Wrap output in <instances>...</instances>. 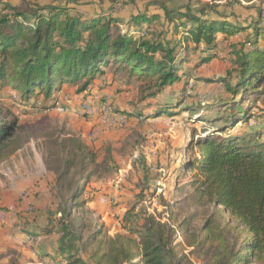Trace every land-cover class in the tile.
Segmentation results:
<instances>
[{"label": "trees", "instance_id": "1", "mask_svg": "<svg viewBox=\"0 0 264 264\" xmlns=\"http://www.w3.org/2000/svg\"><path fill=\"white\" fill-rule=\"evenodd\" d=\"M156 4L162 15L144 10L122 20L82 14L70 4L0 0V90L13 89L22 107L48 105L63 87L82 93L107 69L120 70L140 83L141 99H152L123 114L186 113L207 124L204 135L191 138L194 156L178 170L187 177L179 190H190L183 202L192 210L178 221L173 209L165 220L140 210L135 227L115 235L86 214L92 199L84 197L85 171L96 154L74 137L57 142L65 158L55 183L67 186L60 184L49 203L56 205L59 231L74 244L54 264H264V28ZM222 54L231 68L220 93L197 107L160 101L165 89ZM16 124L0 116V160L19 147ZM44 149L55 153L48 143Z\"/></svg>", "mask_w": 264, "mask_h": 264}, {"label": "rangeland", "instance_id": "2", "mask_svg": "<svg viewBox=\"0 0 264 264\" xmlns=\"http://www.w3.org/2000/svg\"><path fill=\"white\" fill-rule=\"evenodd\" d=\"M3 1L21 7L70 4L82 14L107 12L122 20L129 13L144 10H157L162 15L156 3H163L172 8L188 7L207 18L227 17L264 28V0ZM230 68L229 57L224 54L205 62L192 69L191 76L165 89L160 101L202 106L223 90L221 78ZM139 85L122 71L107 69L82 93L63 87L59 96L75 100L74 103L79 96L93 98L95 103L108 98L115 111L125 113L144 108L152 101L141 99ZM13 93L16 95L13 89L0 90V116L16 119L14 136L19 145L9 158L0 160V264H53L54 257L72 251L74 238L59 231V224L54 222L56 205L49 203L53 196L58 197L60 184L67 186L64 180L55 183L65 158L55 146L69 137L78 139L96 154L95 163L85 171L90 172V177L84 197L92 199L89 204L92 213L86 214L96 219L109 235L132 230L140 210L153 212L165 220L173 209L177 221L192 210L190 202H183L190 190L186 187L179 190L187 177L178 170L184 157L194 156L191 138L204 135L203 127L207 124L186 113L155 119L127 114L128 121L120 125L101 116L89 118L56 110L34 112L32 102L22 107ZM254 123L251 119L250 124ZM240 126L238 123L237 128ZM47 143L55 153L47 155L44 149ZM75 176L72 171L68 178ZM59 199L60 196L58 202ZM199 223L195 221L193 226ZM193 264L200 263L193 259Z\"/></svg>", "mask_w": 264, "mask_h": 264}, {"label": "built area", "instance_id": "3", "mask_svg": "<svg viewBox=\"0 0 264 264\" xmlns=\"http://www.w3.org/2000/svg\"><path fill=\"white\" fill-rule=\"evenodd\" d=\"M14 97L17 98V95L14 94ZM76 100H78L76 103H74L75 100H73V102L70 99L64 100V98L62 99L58 94L57 97L48 105H42L40 101L37 102V104L32 107V111L48 112L50 110H56L63 114L70 113L75 116L80 115L82 117L89 118L101 116L104 119L108 118L120 125H123L126 121H128L127 115L119 113L112 108L108 98H106V100L102 103H95L93 98L91 99L87 96H79Z\"/></svg>", "mask_w": 264, "mask_h": 264}, {"label": "crops", "instance_id": "4", "mask_svg": "<svg viewBox=\"0 0 264 264\" xmlns=\"http://www.w3.org/2000/svg\"><path fill=\"white\" fill-rule=\"evenodd\" d=\"M9 90H11V89H9ZM92 93H94L93 91H91ZM153 119V118H152ZM155 119V118H154Z\"/></svg>", "mask_w": 264, "mask_h": 264}]
</instances>
